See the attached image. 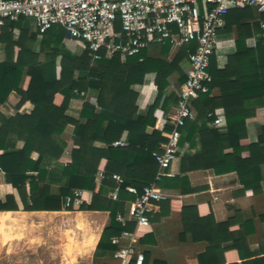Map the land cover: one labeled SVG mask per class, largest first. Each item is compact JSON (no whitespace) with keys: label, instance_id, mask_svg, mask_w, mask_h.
<instances>
[{"label":"trees","instance_id":"obj_1","mask_svg":"<svg viewBox=\"0 0 264 264\" xmlns=\"http://www.w3.org/2000/svg\"><path fill=\"white\" fill-rule=\"evenodd\" d=\"M255 16L263 18L264 12L246 6L231 9L225 15L223 30L230 31L235 26V51L227 55L223 68H218L216 55L211 56L209 88H219L220 95L198 92L191 101L196 116L187 119L180 129L177 154L185 173L180 177L157 175L159 165L152 153L161 150L166 138L157 130L148 133L146 129L176 102L175 89L186 78L180 62L193 52L195 42L184 44L170 60L167 55L171 46L154 43L141 51L142 61L138 56L106 57L103 52L92 61L83 40L76 39L73 49L66 46V32L60 25H53L40 35L36 28L32 31L22 27L28 18L0 20V171L4 174L5 191L0 211L20 209L14 189L23 210H71L72 206H66V198L74 189L92 190L90 203H82L78 209L109 212L110 221L103 228L96 249H105L112 255L115 246L110 238L133 227L131 223L122 226L115 220L117 212L126 213L127 204L122 197L127 187L140 193L144 186L154 182L182 193L192 192L196 187L191 184L189 173L212 169L215 174L234 172L241 191H262L264 119L257 124L256 142H247L246 133V119L259 108L264 113V35L260 23L250 21ZM14 29L19 30L17 36ZM147 73L155 74L150 84L157 93L152 104L138 111L137 92L132 86L142 84ZM23 75L27 82L21 87ZM169 77L175 79L174 90ZM88 90L97 91L96 104L82 103L79 115L83 121L69 116L70 99ZM12 93L18 96L13 115L8 114V97ZM27 101L33 105L32 111L19 113L18 108ZM217 117L224 119V126L213 124ZM70 124L74 126V147L65 156L67 141L63 132ZM169 129L170 124L164 126V130ZM123 132L126 145L113 146L112 142L119 140ZM17 142L21 146L16 148ZM243 150L247 151L246 156H242ZM44 160L61 165L59 187L54 193ZM99 171L104 186L112 189L119 184V200L94 191ZM115 175L122 181L118 183ZM181 212L184 229L194 240L207 238L215 230L213 216L199 217L195 206L183 207ZM261 219L264 221V214ZM227 225L226 221L217 223L222 232ZM242 238L240 226L231 245L240 256ZM213 254L214 247L207 246L198 255L199 261ZM129 264H133L132 260Z\"/></svg>","mask_w":264,"mask_h":264},{"label":"crops","instance_id":"obj_2","mask_svg":"<svg viewBox=\"0 0 264 264\" xmlns=\"http://www.w3.org/2000/svg\"><path fill=\"white\" fill-rule=\"evenodd\" d=\"M260 18V16H255L250 21L259 22ZM225 26L226 21L219 30L222 41L217 47L216 53H214L218 68H223L227 61V55L235 51V40L237 37L235 26L233 25L230 31L223 30ZM66 38L65 35L64 43L67 41ZM176 51V49H170L167 59L170 60ZM180 67L186 74V58L180 62ZM154 77V73H147L142 84L132 86V89L137 92L136 105L138 111L145 110L155 100L157 91L150 84ZM26 79V75H23L21 87L26 85ZM168 82L170 85H174L175 79L169 77ZM210 94L218 96L220 95V89L217 87L212 88ZM84 101L96 104L97 91H82L80 95L72 97L68 105L67 114L83 121L79 112ZM17 102L18 96L15 93L10 94L8 97V114H15ZM174 105L175 103H172L166 114L157 118L154 125L147 127L146 131L151 133L153 130H157L165 137V133L168 130H164V126L170 124ZM32 109L33 105L27 101L17 111L27 114ZM263 119L262 108L257 109L254 116L246 119L247 142H256L257 124L262 122ZM73 131L74 126L70 124L66 126L63 132V138L67 141V147L64 151L65 156H69L71 149L74 147L72 140ZM125 138L126 132H123L120 139L126 141ZM163 143H161L160 147H162ZM20 146V142L15 144L16 148ZM180 151H182V148ZM241 154L246 156L247 151L243 150ZM104 163L105 160L102 161L101 167L104 166ZM44 164L48 165V181L51 184V191L54 193L59 187L57 180L60 176L61 165L58 162H49L48 160H44ZM180 164V155L177 154V158L168 170L169 177H180L185 174L181 171ZM102 176L101 171L95 175L94 191L107 196L113 188L111 189L101 184ZM115 176L114 179L118 183L120 180L122 181L119 175V179ZM189 178L193 187H196V190L192 192L186 191L182 193L179 189L161 187L155 183L160 189L167 192L169 197L152 204L151 211L148 213L149 225L138 232L139 238L136 248L144 255L143 264H214L216 262L217 264H264V221L261 219L264 214L263 185H261L262 191L257 194H254L251 189L241 191L234 172L215 174L212 169L193 171L189 173ZM80 190L82 191V203H90L93 191L88 189ZM126 190L127 192L123 193L122 198L126 201L127 207L126 213L122 214L127 218L131 210V197L137 192L132 187H127ZM13 191L20 209L0 212L21 216L26 215L29 219L26 228L33 224L37 227V230L34 228L35 232H26L27 236L18 239L20 242L25 243V247H44L43 253H38V249L32 255L35 249L32 250L30 257L35 256L33 257L35 258L33 262L51 264L58 260L59 264L116 263L109 251L96 249L101 232L110 221L108 211L80 210L78 207H73L71 210H23L16 190L14 189ZM4 198V174L0 171V200H4ZM187 206H195L199 217L213 216V220L216 223L215 230H211V233L208 234L207 238L209 239L200 237L194 240L192 234L184 229L181 208ZM225 221L228 224L225 232L219 231L217 223ZM129 223L133 225L130 230H133L135 228L134 222L128 220L127 224ZM240 226L243 231L242 256L239 255L236 249L231 247L235 230ZM37 232L41 233L34 240L33 237L36 236ZM39 238L40 240L38 241ZM207 246H213L215 254L199 261L198 255L205 251Z\"/></svg>","mask_w":264,"mask_h":264},{"label":"built area","instance_id":"obj_3","mask_svg":"<svg viewBox=\"0 0 264 264\" xmlns=\"http://www.w3.org/2000/svg\"><path fill=\"white\" fill-rule=\"evenodd\" d=\"M254 7L264 12V0H0V20L16 21L28 18L38 33L43 34L53 25L65 29L74 42L83 40L88 44L92 61L104 53L125 58L138 56L151 44H169L178 50L184 44L195 42L193 52L186 57V78L175 89L178 98L170 117V129L165 133L161 150L153 152L158 162V176H168L171 164L177 158L181 127L187 119H193L196 111L191 105L196 93L210 92L212 76L209 72L211 56L222 41L219 30L224 26L225 15L234 8ZM264 35V17L259 19ZM17 35L18 30H14ZM171 84V90H174ZM216 126L224 125V119L213 120ZM113 146H124L119 139ZM119 179V176L116 175ZM117 184L108 194L111 200H119ZM169 194L155 183L143 187L130 201L131 210L126 218L117 213L115 220L126 226L128 220L135 224L133 230L123 229L110 238L115 246L112 258L115 264H143L144 255L136 248L139 230L149 225L148 213L154 202L167 199ZM82 191L74 189L66 198V206L82 204ZM8 264H43L41 262L16 261Z\"/></svg>","mask_w":264,"mask_h":264},{"label":"rangeland","instance_id":"obj_4","mask_svg":"<svg viewBox=\"0 0 264 264\" xmlns=\"http://www.w3.org/2000/svg\"><path fill=\"white\" fill-rule=\"evenodd\" d=\"M22 27L29 28L32 31L35 28L34 23L31 20L22 22ZM14 35L16 36L15 33ZM38 38H40V36ZM65 42L68 48L73 49L74 42L70 40H67ZM36 43L38 44L39 40ZM28 222L29 219L28 216L26 215L21 216L16 214L0 212V264H8L10 262L23 261V260L33 262L35 261V258H33L35 256L30 257L32 254L31 252H33L32 250L35 249L32 255H34L37 252L36 250L38 249H39L38 253L39 252L43 253V251L45 250L44 247L41 246L38 248L25 247V243L20 242L18 240L22 238V231L26 228ZM59 263L60 262L58 260H55V262L51 264H59Z\"/></svg>","mask_w":264,"mask_h":264},{"label":"bare ground","instance_id":"obj_5","mask_svg":"<svg viewBox=\"0 0 264 264\" xmlns=\"http://www.w3.org/2000/svg\"><path fill=\"white\" fill-rule=\"evenodd\" d=\"M34 228L37 230V227H35V225L33 224V225H31V226H29V227H27V228H25L23 231H22V238L23 237H25V236H27L26 235V232H28V233H32V232H35L34 231ZM36 236L35 237H33V239L34 238H38L39 237V235H40V233L39 232H37V234H35ZM32 238V237H31ZM30 239V238H29ZM35 240V239H34ZM40 240V238L38 239V241ZM25 257V256H24ZM24 259V258H23Z\"/></svg>","mask_w":264,"mask_h":264},{"label":"water","instance_id":"obj_6","mask_svg":"<svg viewBox=\"0 0 264 264\" xmlns=\"http://www.w3.org/2000/svg\"><path fill=\"white\" fill-rule=\"evenodd\" d=\"M66 37L68 38V35L66 34Z\"/></svg>","mask_w":264,"mask_h":264}]
</instances>
